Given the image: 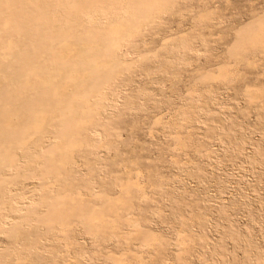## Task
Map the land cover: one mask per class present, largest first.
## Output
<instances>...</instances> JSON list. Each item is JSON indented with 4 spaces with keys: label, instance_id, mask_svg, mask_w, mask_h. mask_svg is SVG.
I'll use <instances>...</instances> for the list:
<instances>
[{
    "label": "rangeland",
    "instance_id": "rangeland-1",
    "mask_svg": "<svg viewBox=\"0 0 264 264\" xmlns=\"http://www.w3.org/2000/svg\"><path fill=\"white\" fill-rule=\"evenodd\" d=\"M263 13L264 0H171L161 17L121 40L119 52L127 65L105 84L118 116L110 121L103 116L98 138L90 133L89 161L78 162L76 174L86 183L85 193L103 188L119 195L103 157L116 155L111 167L128 171L150 194H137V206L124 213L165 239L169 264H180L175 249L185 227L180 221L190 216L200 217L203 226L186 227L195 238L188 264H264V103L263 97L249 95L264 92V21L256 23L262 29L258 43L244 47L243 58L229 51L235 27ZM208 72L213 74L202 79ZM191 98L198 108L186 123L176 110ZM176 136L187 143L186 150ZM124 157L138 162H124ZM140 170L146 172L140 175ZM23 179L13 196L20 204L40 192ZM41 228L45 232L46 225ZM77 235L69 246L55 237L58 253L44 235L37 244L40 259L24 249L11 264H154V246L144 247L139 237L129 243L130 263L118 260L124 245L111 235L101 246H93L84 231ZM5 245L1 234L0 246Z\"/></svg>",
    "mask_w": 264,
    "mask_h": 264
},
{
    "label": "bare ground",
    "instance_id": "bare-ground-1",
    "mask_svg": "<svg viewBox=\"0 0 264 264\" xmlns=\"http://www.w3.org/2000/svg\"><path fill=\"white\" fill-rule=\"evenodd\" d=\"M170 4L171 0H0V235L5 234L8 242L0 246V264H11L24 249L40 259L37 244L44 235L52 239L49 246L58 253L55 237L69 246L81 231L93 246H101L109 235L122 243L119 261L134 260L129 243L139 237L144 247L154 246V264H169L165 239L124 213L137 206V194H150L139 180L129 178L128 171L122 174L111 167L118 162L116 155L103 157L113 183L119 185V195L103 188L85 193L82 186L86 183L76 172L78 162L89 161L90 135L99 137L105 126L103 116L107 121L118 116L112 111L105 84L127 65L119 52L122 38L161 17ZM252 17L235 27V40L229 47L234 57L243 58L244 47L258 43L257 33L262 29L256 23L264 21V13ZM181 42L182 50H187V43ZM220 68L226 70L224 65ZM249 95L263 97L264 103L262 90L249 91ZM193 102L191 98L187 107L176 110L183 122L191 123L198 108ZM176 141L186 150L181 136ZM122 161L138 162L135 157ZM21 178L38 185L40 192L20 204L13 196ZM180 222L185 227L178 233L176 257L180 264H188L190 242L195 238L186 227L192 222L203 226V221L190 216ZM123 225L130 231H124Z\"/></svg>",
    "mask_w": 264,
    "mask_h": 264
}]
</instances>
